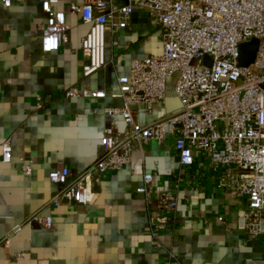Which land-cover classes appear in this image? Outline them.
Returning a JSON list of instances; mask_svg holds the SVG:
<instances>
[{
    "label": "crops",
    "instance_id": "0c3cea01",
    "mask_svg": "<svg viewBox=\"0 0 264 264\" xmlns=\"http://www.w3.org/2000/svg\"><path fill=\"white\" fill-rule=\"evenodd\" d=\"M87 1L59 0L55 9L68 12L71 4ZM45 21L36 0H10L9 7L0 0V142L10 139L12 148L11 162L0 164V264H245L264 259L263 240L244 230L243 200L217 185L204 155L197 154L183 182L176 183L179 165L171 144L151 142L121 170L93 176L85 206L50 204L58 190L49 182L50 172L65 166L76 176L101 155L100 134L110 120L119 119L105 110L122 106L114 94L117 77L128 74L132 60L158 55L162 48L156 21L135 7L127 29L107 32L106 65L85 81L106 97L65 99L69 88L83 83L86 58L80 41L89 26L80 14L67 16L66 43L46 54L39 31ZM173 83V78L167 81L163 107L139 120L148 123L178 108ZM21 160L32 162L30 174L21 169ZM150 172L156 173L150 197L178 195L172 215L148 206L137 193ZM36 212L52 219L51 230L25 225ZM163 216H168L164 226H151L152 217Z\"/></svg>",
    "mask_w": 264,
    "mask_h": 264
},
{
    "label": "built area",
    "instance_id": "2783aa9c",
    "mask_svg": "<svg viewBox=\"0 0 264 264\" xmlns=\"http://www.w3.org/2000/svg\"><path fill=\"white\" fill-rule=\"evenodd\" d=\"M1 1L9 7L10 0ZM36 1L46 16L39 26L43 53L58 51L66 43L67 16L80 14L89 26L80 41L86 58L83 83L69 88L65 99L106 97L104 90H95L85 81L106 65L107 32L115 35L127 29L135 7L146 9L156 21L162 48L158 55L132 60L128 74L117 77L114 94L122 99V106L105 110L119 119L103 128L101 155L76 176L65 166L50 172L49 182L58 185L50 204L85 206L93 176L121 170L134 152L142 153L151 142L171 144L179 165L176 183L183 182L197 154L206 156L217 185L243 200L246 234L264 243V0H91L71 4L68 12L55 9L59 0ZM253 39L258 42L255 60L240 67L239 46ZM170 78L178 108L148 123L139 120L163 107ZM11 156L10 139L3 140L0 164H9ZM21 163L23 172L30 174L32 162ZM155 176V172L144 174L137 193L145 196L148 206L155 204L159 212L172 215L178 195L160 192L150 197ZM168 216L152 217L151 226H164ZM52 224L39 212L25 222L42 231L51 230ZM245 264H264V259Z\"/></svg>",
    "mask_w": 264,
    "mask_h": 264
},
{
    "label": "water",
    "instance_id": "95a60500",
    "mask_svg": "<svg viewBox=\"0 0 264 264\" xmlns=\"http://www.w3.org/2000/svg\"><path fill=\"white\" fill-rule=\"evenodd\" d=\"M257 49L258 42L255 39L251 40L248 43L240 45L238 65L240 67H248L249 65H251L255 60ZM205 59H207V57H205Z\"/></svg>",
    "mask_w": 264,
    "mask_h": 264
}]
</instances>
